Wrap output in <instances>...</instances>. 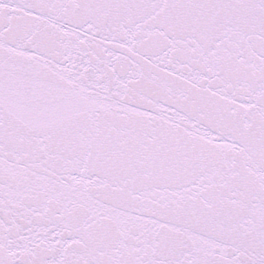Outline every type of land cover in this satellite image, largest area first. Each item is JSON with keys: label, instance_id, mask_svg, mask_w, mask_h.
<instances>
[{"label": "snow or ice", "instance_id": "obj_1", "mask_svg": "<svg viewBox=\"0 0 264 264\" xmlns=\"http://www.w3.org/2000/svg\"><path fill=\"white\" fill-rule=\"evenodd\" d=\"M0 264H264V0H0Z\"/></svg>", "mask_w": 264, "mask_h": 264}]
</instances>
